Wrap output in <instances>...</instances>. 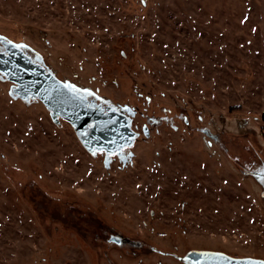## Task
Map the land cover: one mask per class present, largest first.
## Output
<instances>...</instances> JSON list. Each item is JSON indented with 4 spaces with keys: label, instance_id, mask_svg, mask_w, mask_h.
I'll return each mask as SVG.
<instances>
[{
    "label": "rangeland",
    "instance_id": "1",
    "mask_svg": "<svg viewBox=\"0 0 264 264\" xmlns=\"http://www.w3.org/2000/svg\"><path fill=\"white\" fill-rule=\"evenodd\" d=\"M0 36L149 128L105 168L0 77V264L264 261V0H0Z\"/></svg>",
    "mask_w": 264,
    "mask_h": 264
},
{
    "label": "water",
    "instance_id": "2",
    "mask_svg": "<svg viewBox=\"0 0 264 264\" xmlns=\"http://www.w3.org/2000/svg\"><path fill=\"white\" fill-rule=\"evenodd\" d=\"M4 41L9 40L0 36V77L11 83L9 96L22 101L38 100L50 112L53 122L62 119L70 123L82 145L90 147V139H99L105 128L101 110L87 107L84 99L63 89L64 83L24 53L21 47L25 45ZM89 121L94 125L86 128ZM182 261L184 264H264L260 259L233 258L211 251H190Z\"/></svg>",
    "mask_w": 264,
    "mask_h": 264
},
{
    "label": "flooded vegetation",
    "instance_id": "3",
    "mask_svg": "<svg viewBox=\"0 0 264 264\" xmlns=\"http://www.w3.org/2000/svg\"><path fill=\"white\" fill-rule=\"evenodd\" d=\"M0 46H1V42H0ZM21 49L33 61L41 63L42 65L45 66V68L48 71L51 72V70L43 62V59L40 54L36 53L33 49H31L26 45L21 47ZM56 78L62 83H68V82H64L58 77ZM75 87L80 90L78 93H76V95H78L79 97H81L86 101L87 107H91L96 110L98 109L101 110L105 123L104 131L101 132L99 139L97 138H94L93 140L90 139L89 141L90 147L88 148L85 147L78 139L81 145L83 146V148L91 155H93V152H95V155L99 154L105 168H109L115 161L121 164L126 163L129 157V153L127 149H129L135 144L139 135L148 137L149 135L148 125L146 126V124H143L141 127V132H139L138 127L133 126V120L127 115V113L124 110L120 109L119 107L111 105L109 102L99 98L88 89L80 88L78 86ZM110 111H112L113 114L109 115ZM93 125L94 123H91L89 121L86 124V128H91ZM253 177L256 180H258V182L260 183L261 187L263 188V195H264V182H262L264 181V169L259 173H253ZM111 240L116 242L117 245L122 244V240L119 238L113 237ZM183 257L178 258L182 263H183L182 261Z\"/></svg>",
    "mask_w": 264,
    "mask_h": 264
},
{
    "label": "snow or ice",
    "instance_id": "4",
    "mask_svg": "<svg viewBox=\"0 0 264 264\" xmlns=\"http://www.w3.org/2000/svg\"><path fill=\"white\" fill-rule=\"evenodd\" d=\"M4 43H11V42L10 41H4ZM62 87H63V89H67L72 94H76L80 91L74 85L69 84V83H64ZM93 155H95V152H93ZM262 182H264V181H262Z\"/></svg>",
    "mask_w": 264,
    "mask_h": 264
}]
</instances>
